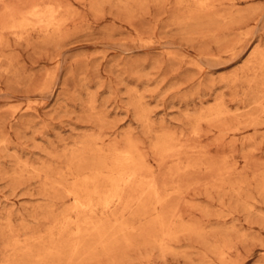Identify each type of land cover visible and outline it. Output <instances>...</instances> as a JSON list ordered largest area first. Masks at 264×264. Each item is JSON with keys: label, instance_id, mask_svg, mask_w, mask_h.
<instances>
[{"label": "rangeland", "instance_id": "374dc122", "mask_svg": "<svg viewBox=\"0 0 264 264\" xmlns=\"http://www.w3.org/2000/svg\"><path fill=\"white\" fill-rule=\"evenodd\" d=\"M0 264H264V0H0Z\"/></svg>", "mask_w": 264, "mask_h": 264}, {"label": "bare ground", "instance_id": "6f19581e", "mask_svg": "<svg viewBox=\"0 0 264 264\" xmlns=\"http://www.w3.org/2000/svg\"><path fill=\"white\" fill-rule=\"evenodd\" d=\"M126 160H128L127 158H126ZM138 174V173H137ZM222 176V175H221ZM130 177H132V176H130ZM129 177V178H130ZM128 178V177H127ZM114 181H115V179H113ZM84 184V183H83ZM78 187V186H77ZM154 192V191H153ZM115 195V194H114ZM118 198V197H117ZM154 198V197H153ZM74 201H76V200H74ZM78 202V201H77ZM79 202H81V201H79ZM84 203V202H83ZM109 203V202H108ZM118 203H119V201H118ZM89 205V204H88ZM88 205H85V203L84 204H81L80 206H82L84 209H86L87 208V211H88V209H90L91 207H89ZM109 204H107L106 202L104 203V208L105 209H107V206H108ZM124 207V206H123ZM80 211V210H79ZM94 212V211H93ZM173 217V216H172ZM174 218V217H173ZM80 224V223H79ZM107 233V232H106ZM103 242V241H102ZM82 257V256H81ZM58 258V257H57Z\"/></svg>", "mask_w": 264, "mask_h": 264}]
</instances>
